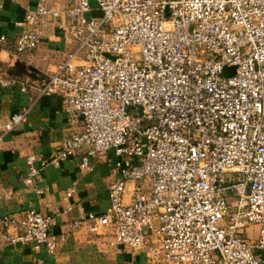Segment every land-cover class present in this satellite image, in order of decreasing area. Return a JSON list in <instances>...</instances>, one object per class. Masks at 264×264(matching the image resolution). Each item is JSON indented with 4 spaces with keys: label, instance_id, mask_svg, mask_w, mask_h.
I'll use <instances>...</instances> for the list:
<instances>
[{
    "label": "built area",
    "instance_id": "1",
    "mask_svg": "<svg viewBox=\"0 0 264 264\" xmlns=\"http://www.w3.org/2000/svg\"><path fill=\"white\" fill-rule=\"evenodd\" d=\"M15 26L0 47L19 59L45 37L69 48L0 141L44 95L79 127L50 159L26 156V185L40 195L47 165L90 172L111 152L107 208L73 227L144 264H264V0H35ZM65 240L36 209L0 214V250Z\"/></svg>",
    "mask_w": 264,
    "mask_h": 264
},
{
    "label": "crops",
    "instance_id": "2",
    "mask_svg": "<svg viewBox=\"0 0 264 264\" xmlns=\"http://www.w3.org/2000/svg\"><path fill=\"white\" fill-rule=\"evenodd\" d=\"M34 3L35 0H0V34L6 35L8 41L19 31L15 22L21 20L26 7H33ZM68 48L62 41L53 42L45 37L36 50L19 59L10 44L0 47V121L30 105L35 86L56 70ZM17 62L24 66H16ZM9 78L17 79L19 84L3 85ZM22 85L26 86V91L20 89ZM78 130L62 111L60 95L50 94L37 99L23 122L0 141V214L36 209L51 217L52 233L66 235V240L54 253H48L43 247L36 249L31 244H6L0 250V264L145 263L142 253L109 247L102 237L72 225L83 214H99L107 208L108 184L113 179L108 162L111 152L105 157H93L94 170L90 172L78 167V156L61 161L58 167L47 165L35 184L44 190L40 195L23 182L27 155L48 160L58 153L62 141ZM72 186L74 192L67 196L66 191ZM250 231V237L254 238L256 227L251 226Z\"/></svg>",
    "mask_w": 264,
    "mask_h": 264
},
{
    "label": "water",
    "instance_id": "3",
    "mask_svg": "<svg viewBox=\"0 0 264 264\" xmlns=\"http://www.w3.org/2000/svg\"><path fill=\"white\" fill-rule=\"evenodd\" d=\"M16 66H18V67H23L24 65H23L22 63H20V62H17V63H16ZM24 69H25V68H24ZM230 70H231V68H226V69L224 70V74H227V71L230 72Z\"/></svg>",
    "mask_w": 264,
    "mask_h": 264
},
{
    "label": "rangeland",
    "instance_id": "4",
    "mask_svg": "<svg viewBox=\"0 0 264 264\" xmlns=\"http://www.w3.org/2000/svg\"><path fill=\"white\" fill-rule=\"evenodd\" d=\"M248 232H251V231H250V227L248 228Z\"/></svg>",
    "mask_w": 264,
    "mask_h": 264
}]
</instances>
